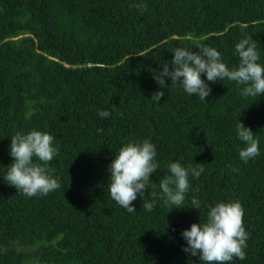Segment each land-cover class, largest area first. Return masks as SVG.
<instances>
[{"label":"trees","instance_id":"obj_1","mask_svg":"<svg viewBox=\"0 0 264 264\" xmlns=\"http://www.w3.org/2000/svg\"><path fill=\"white\" fill-rule=\"evenodd\" d=\"M243 38L264 66V0H0V264H202L181 233L218 202L241 204L249 234L246 259L228 264H264V94L245 98L243 86L202 74L205 101L167 77L159 103L151 99L162 90L153 72L174 49L215 48L231 69ZM238 119L259 140L246 162ZM31 130L54 137L48 167L60 188L29 198L3 175L11 137ZM146 139L159 167L129 213L110 197L107 167ZM171 162L204 171L189 174L184 208L157 199L144 210Z\"/></svg>","mask_w":264,"mask_h":264},{"label":"clouds","instance_id":"obj_2","mask_svg":"<svg viewBox=\"0 0 264 264\" xmlns=\"http://www.w3.org/2000/svg\"><path fill=\"white\" fill-rule=\"evenodd\" d=\"M136 7L144 11L147 5L139 4ZM251 41L252 38H243L235 45L239 64L231 69L222 62L221 53L215 48L197 45V52L185 48L174 49L173 59L163 63V70L153 72V79L162 90L154 92L151 99L159 103L165 94L163 89L168 86L165 83L167 77L171 80V86H179L189 96H196L201 101H205V97L211 94L207 82L215 83L225 79L243 86L240 95L256 101L264 94V66L257 62L260 54L256 44ZM202 74H206L207 82L201 78ZM98 115L108 118L111 113L104 110ZM236 133L245 145L239 150L241 160L246 162L260 155L259 140L239 119ZM53 140L52 135L38 130L16 132L11 137L9 148L13 162L7 166L3 180L29 198L48 195L59 189L60 183L49 174L48 167L49 162L58 155V148L53 146ZM155 158L156 148L147 139L139 143L129 142L119 149L107 167L110 172L107 184L110 197L129 213L136 211L133 202L138 196L143 198L151 175L157 172L159 165ZM168 169L169 174L159 180L160 193H152L153 202H144V210L152 212L157 199H162L171 210L182 208L185 194L190 188L189 174L199 178L204 171L202 164L184 167L179 162L169 163ZM191 204L197 210L200 208V201L196 197L192 198ZM207 207L206 222L193 223L181 233L186 241L183 251L198 256L202 264H228L233 258L245 260L244 249L247 247L249 234L243 226L244 211L241 204L218 202L215 206Z\"/></svg>","mask_w":264,"mask_h":264}]
</instances>
